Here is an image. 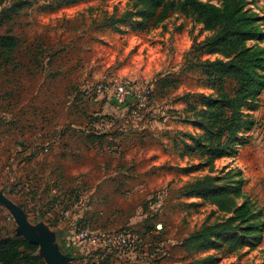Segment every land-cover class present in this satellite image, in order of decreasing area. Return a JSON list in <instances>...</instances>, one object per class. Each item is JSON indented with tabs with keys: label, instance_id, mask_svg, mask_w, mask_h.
Wrapping results in <instances>:
<instances>
[{
	"label": "rangeland",
	"instance_id": "rangeland-1",
	"mask_svg": "<svg viewBox=\"0 0 264 264\" xmlns=\"http://www.w3.org/2000/svg\"><path fill=\"white\" fill-rule=\"evenodd\" d=\"M15 1L23 4L14 12L8 6ZM244 1L262 29L260 38L247 44L264 48V2ZM139 8L133 0H0V35L13 34L18 42L9 61L0 59V190L25 213L30 208L22 205L19 192L6 190L7 184L29 182L42 188L40 199L46 200L51 197L45 195L46 180L53 181L55 197L47 201L56 203L54 212L76 190L90 207L89 225H82L98 227L97 222L109 231H137L154 252L150 264H264V92L253 107L245 108L253 124L239 133L227 155L200 165L204 158L187 153L181 138L184 132L199 131L183 121L184 99L209 92L197 64L215 55L199 58L196 46L212 32L179 12L144 29L138 24ZM110 78L150 84L146 110L131 114L127 106L94 101L93 86ZM160 78L170 85L162 86ZM45 143L50 144L47 152L40 150ZM18 145L26 146L24 153L14 151ZM12 164L16 176L11 181ZM47 164H52L47 174L34 175ZM195 164L189 172L182 170ZM205 175L231 186V195L235 180L242 179L237 200L248 199L262 212L256 246L232 253L223 246L184 250V238L222 216L210 202L184 194L186 185ZM159 222L162 230L155 233ZM45 223L57 232L71 224L57 218ZM16 227L0 206V236L14 235ZM53 241L70 258L65 264H121V257L107 250L71 247L70 230L68 235L56 233ZM206 256L213 259L205 262Z\"/></svg>",
	"mask_w": 264,
	"mask_h": 264
},
{
	"label": "trees",
	"instance_id": "trees-1",
	"mask_svg": "<svg viewBox=\"0 0 264 264\" xmlns=\"http://www.w3.org/2000/svg\"><path fill=\"white\" fill-rule=\"evenodd\" d=\"M133 1L140 6L137 14L140 17L138 24L141 28L155 26L170 13L179 12L212 32L196 46V56L199 58L205 54L215 55L213 58L199 59L197 64L202 73L200 82L203 87L209 89V92L188 94L184 99V111L187 116L183 117V121L199 131L184 132L181 138L187 153L204 158V163L200 165H209L215 159L226 156L237 141L239 133L253 124L244 113L245 108L254 106L259 95L264 92V48L247 44L248 41L257 40L262 35L258 16L245 9L244 0H222L220 5L203 0ZM21 4L23 2L15 1L8 7L15 12ZM17 45L15 35L10 33L0 35V59H3L4 63L9 61ZM160 79L162 86L170 85L167 78ZM24 123L27 124L26 121ZM24 123H20V126H24ZM86 136L97 137L96 134L92 135L88 132ZM22 147L24 148L17 154L24 153L26 146ZM33 151L28 150L26 153L32 154ZM195 167L198 166L196 164L184 166L182 170L189 172ZM34 173L35 176L36 173L44 174L43 171ZM241 182V178L235 180L237 184L233 195L230 194L231 186L219 184L216 176L205 175L186 185L185 195L200 197L215 205L222 213L219 220L203 223L199 230L184 238L182 247L186 252L223 246L227 253H232L243 246L253 248L261 241L258 219L262 216V212L257 210L253 202L248 199L237 200ZM46 183L47 189L50 187L52 192L48 201L53 200L57 185L50 184L53 181L50 182L48 179ZM21 187L22 190L23 187L26 189L21 192ZM36 188L38 187L26 182L25 186H10L7 191L19 192L22 205L24 203L23 206L27 207L26 198L31 194V199L36 197L38 193ZM24 195L26 198L23 197ZM78 195L81 194L76 190L74 194H69L64 207H67L73 196ZM48 201L49 207L56 206L55 202ZM88 209H90L89 205L83 211L81 224L89 225L86 217ZM99 225L102 224L96 222L98 227L91 228L105 230L104 226ZM37 249V245L31 244L22 236H0V264H44ZM204 259L207 262L213 258L206 256Z\"/></svg>",
	"mask_w": 264,
	"mask_h": 264
},
{
	"label": "built area",
	"instance_id": "built-area-1",
	"mask_svg": "<svg viewBox=\"0 0 264 264\" xmlns=\"http://www.w3.org/2000/svg\"><path fill=\"white\" fill-rule=\"evenodd\" d=\"M152 95V86L150 84L138 85L134 82H127L121 78H110L98 81L93 86L92 98L94 101L107 100L112 101L116 106H127L131 114L146 110ZM131 117V116H130ZM50 144L45 143L41 151L47 152ZM13 157H11V160ZM10 167H6L8 170ZM67 207L56 211L51 215V219L57 218L59 222L70 221L73 214L77 211L83 213L86 200L82 195L73 196L68 202ZM162 230V224L156 223L152 229L159 233ZM70 241L72 246H92L107 250L118 257L136 258L146 250L143 237L131 228H122L117 230H102L83 226L80 221H74L70 224Z\"/></svg>",
	"mask_w": 264,
	"mask_h": 264
},
{
	"label": "water",
	"instance_id": "water-1",
	"mask_svg": "<svg viewBox=\"0 0 264 264\" xmlns=\"http://www.w3.org/2000/svg\"><path fill=\"white\" fill-rule=\"evenodd\" d=\"M0 206L8 210L17 224L14 235L22 236L31 244L37 245L41 251L37 253L43 257L46 264H65L70 259L61 254L53 241L57 230H50L48 225L42 222L31 224L27 220L25 210L8 198L2 190H0Z\"/></svg>",
	"mask_w": 264,
	"mask_h": 264
},
{
	"label": "crops",
	"instance_id": "crops-1",
	"mask_svg": "<svg viewBox=\"0 0 264 264\" xmlns=\"http://www.w3.org/2000/svg\"><path fill=\"white\" fill-rule=\"evenodd\" d=\"M118 107H120V106H118ZM121 108V107H120ZM121 123V122H120ZM22 141V140H21ZM21 143V142H20ZM24 147H22L21 145H18L17 146V148H14V151L16 152V153H19L22 149H23ZM13 158H14V155L12 156ZM11 159V158H10ZM13 160V159H12ZM11 160V161H12ZM14 164H12V165H10V170H9V177H10V180L12 181L14 178H15V172H14V166H13ZM40 167H42L43 169L41 170V171H43V173L44 174H47V171H46V169H48V167H52V164L50 165V164H47V165H42V166H40ZM54 167V166H53ZM55 168H56V166H55ZM36 172V171H35ZM30 174V173H29ZM26 186H28V185H26ZM10 187V185L9 184H7L6 186H5V188H6V190H8V188ZM24 189H26L25 187H23V190H21V192H23L24 191ZM37 189V195H36V197H33L32 199L30 198V196H32V194L29 196V197H27L26 198V195H24L23 197L24 198H26L27 199V201H25V203L27 204V207L28 208H30V212L29 211H26V217H27V220L31 223V224H37L38 222H42L43 224H45V225H47V223H45V219H50L51 220V215H53V214H55V212H54V210H55V208L54 207H52V208H47V207H49L50 205H46V207H44L43 206V204L45 203V202H47V199L48 198H46V200H42V199H40V198H42L41 197V193H42V188H36ZM15 191H17V190H15ZM51 191H53V190H51ZM52 192H50V187L47 189V190H45V195L46 196H48V195H50ZM13 194V193H12ZM43 198H45L44 196H43ZM85 205H86V207H85V209L88 207V203L86 202L85 203ZM84 209V210H85ZM30 213V214H29ZM82 214L83 213H81V211H77L76 213H74L73 214V217H72V219L70 220V222L71 223H73L74 221L76 222L77 220L78 221H80L81 220V217H82ZM31 215H32V218H33V220L31 219ZM68 227H69V230H70V225H67ZM48 228L50 229V230H55L56 229V227L55 226H48ZM69 230L68 229H65V230H63V232L62 231H60V230H58V232L57 233H59L60 235H62V233H64V234H66V235H68V232H69ZM150 233V232H149ZM61 238H62V236H61ZM64 242V246H63V244H62V246H61V250L64 248L65 249V241L63 240V238H62V243ZM60 244H61V242H60ZM71 247H73V246H71ZM66 248H68V245H67V247ZM62 250V251H65V250ZM74 250L75 251H73V252H78V254H81V253H79V251H78V249L77 248H74ZM152 255H154V252H153V250L151 251V249L149 248V244H147L146 245V250H145V252L143 253V254H141V255H139L138 257H136V258H133V257H130V258H125V257H121V264H148L149 263V257H151ZM149 260V261H148Z\"/></svg>",
	"mask_w": 264,
	"mask_h": 264
}]
</instances>
